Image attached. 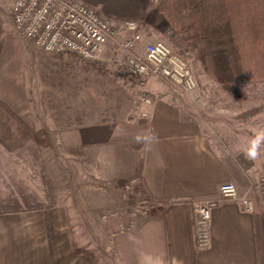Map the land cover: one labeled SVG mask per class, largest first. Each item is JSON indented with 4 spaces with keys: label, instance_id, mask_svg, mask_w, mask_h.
<instances>
[{
    "label": "rangeland",
    "instance_id": "rangeland-1",
    "mask_svg": "<svg viewBox=\"0 0 264 264\" xmlns=\"http://www.w3.org/2000/svg\"><path fill=\"white\" fill-rule=\"evenodd\" d=\"M158 1H153L143 22H112L117 31L115 40L97 59L82 61L70 54L33 50L14 33V0H0L5 34L10 32L16 40L24 64L19 69L25 78L21 99H27V103H17L14 111L7 108L22 130L0 110V212L27 208L11 193L16 185L28 196H36L41 207L63 205L73 246L82 248V254L89 251L95 264H141L137 258L145 264L150 261L131 251L125 255L123 247L129 234L139 231L135 220L126 224L121 216L125 195L133 196L127 203L134 208L143 200L142 190L133 186L132 191H121V186L112 185L127 170V164H137L139 152L134 150L139 151L141 144L136 138L145 129L148 111L142 99L168 94L164 83L146 80L141 85L128 74L124 64L127 55L120 45L140 35L142 45L162 41L174 52L181 51L178 38L155 12ZM125 23H134L135 31L126 30ZM142 45L137 51L141 52ZM183 57L204 99L203 106L191 108L192 113L216 150L238 169L235 172L248 189L264 184V82L242 84L249 99L237 100L202 71L194 53ZM108 121L121 125V133L127 131L124 138L118 135L110 145L70 147L58 138L66 125L84 127Z\"/></svg>",
    "mask_w": 264,
    "mask_h": 264
},
{
    "label": "crops",
    "instance_id": "crops-1",
    "mask_svg": "<svg viewBox=\"0 0 264 264\" xmlns=\"http://www.w3.org/2000/svg\"><path fill=\"white\" fill-rule=\"evenodd\" d=\"M1 16L0 102L14 111L17 103H27L26 98L21 99L25 78L19 69L24 64L16 40L10 32L11 37L5 34ZM150 102L145 103V129L136 138L141 144L139 151L134 150L139 152L137 164H127V170L112 185L121 186V191L133 186L142 190L143 200L134 208L127 203L133 196L124 198L121 216L126 224L135 220L139 228L123 243L125 255L131 251L150 260L149 264H264V184L247 188L235 172L238 169L216 150L192 113L194 107L174 102L169 93L150 98ZM75 125L59 131L61 143L107 146L127 133H121V125L115 121ZM128 159L133 161V157ZM226 183L234 184L239 196L246 193L253 211H246L239 201L220 197L219 186ZM209 201L216 206L210 222V245L203 250L196 245L193 208ZM81 249L73 246L63 205L0 212V264H95L89 251L86 255ZM137 261L145 264L144 259Z\"/></svg>",
    "mask_w": 264,
    "mask_h": 264
},
{
    "label": "built area",
    "instance_id": "built-area-1",
    "mask_svg": "<svg viewBox=\"0 0 264 264\" xmlns=\"http://www.w3.org/2000/svg\"><path fill=\"white\" fill-rule=\"evenodd\" d=\"M14 33L33 50L52 55L70 54L82 61H93L113 42L115 26L103 18L99 10L80 0H14L11 5ZM124 28L135 31L134 23ZM142 37L120 45L126 53L125 68L130 76L144 85L146 80L162 82L168 88L171 99L192 107L204 105L201 90L188 64L162 41L142 45ZM141 46V52L137 46ZM151 103L149 99H142ZM130 191L132 189L129 188ZM224 199L239 201L251 212L253 202L248 196H239L234 184L219 186ZM216 202L198 203L193 208L196 245L206 249L210 245V222Z\"/></svg>",
    "mask_w": 264,
    "mask_h": 264
},
{
    "label": "trees",
    "instance_id": "trees-1",
    "mask_svg": "<svg viewBox=\"0 0 264 264\" xmlns=\"http://www.w3.org/2000/svg\"><path fill=\"white\" fill-rule=\"evenodd\" d=\"M80 1L97 8L111 23H120L143 22L154 0ZM155 12L178 38L181 51L177 54L185 59L183 55L194 53L202 71L221 90L237 100H248L241 85L264 82V0H159ZM0 110L22 130L6 107L0 105ZM21 190L16 185L11 193L27 208L10 211L52 207H41L36 196Z\"/></svg>",
    "mask_w": 264,
    "mask_h": 264
}]
</instances>
